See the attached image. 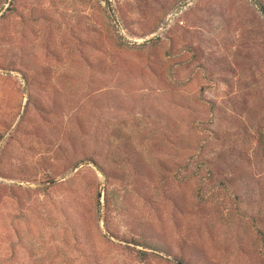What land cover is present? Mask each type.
I'll return each mask as SVG.
<instances>
[{"label": "rangeland", "instance_id": "obj_1", "mask_svg": "<svg viewBox=\"0 0 264 264\" xmlns=\"http://www.w3.org/2000/svg\"><path fill=\"white\" fill-rule=\"evenodd\" d=\"M0 264H264V0H0Z\"/></svg>", "mask_w": 264, "mask_h": 264}]
</instances>
